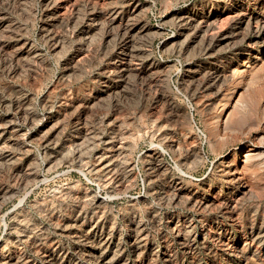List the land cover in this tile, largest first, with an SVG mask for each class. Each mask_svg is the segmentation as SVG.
Wrapping results in <instances>:
<instances>
[{"label":"rangeland","instance_id":"rangeland-1","mask_svg":"<svg viewBox=\"0 0 264 264\" xmlns=\"http://www.w3.org/2000/svg\"><path fill=\"white\" fill-rule=\"evenodd\" d=\"M0 129V264H264V0H0Z\"/></svg>","mask_w":264,"mask_h":264},{"label":"built area","instance_id":"built-area-1","mask_svg":"<svg viewBox=\"0 0 264 264\" xmlns=\"http://www.w3.org/2000/svg\"><path fill=\"white\" fill-rule=\"evenodd\" d=\"M196 132H197V134L199 135L200 138H204L205 137L203 131L199 127H196Z\"/></svg>","mask_w":264,"mask_h":264},{"label":"bare ground","instance_id":"bare-ground-1","mask_svg":"<svg viewBox=\"0 0 264 264\" xmlns=\"http://www.w3.org/2000/svg\"><path fill=\"white\" fill-rule=\"evenodd\" d=\"M23 55H24V54H23ZM28 99H29V98H28ZM30 104H31V103H30ZM18 115H19V114H18ZM34 117H35V116H34ZM31 118H32V117H31ZM174 118H175V117H174ZM39 119H41V118H39ZM38 122H39V121H38ZM40 122H41V121H40ZM47 122H48V121H47ZM0 130H1V129H0ZM1 132H2V130H1ZM1 134H2V133H1ZM1 134H0V135H1ZM6 134H8V133H6ZM12 135H13V134H12ZM12 135H11V136H12ZM4 137H5V136H4ZM5 138H6V137H5ZM13 140H14V139H13ZM13 140H12V141H13ZM78 145H80V144H78ZM63 155H64V154H63ZM120 159H121V158H120ZM3 161H4V159H3ZM7 161H8V160H7ZM158 167H159V166H158ZM111 170H112V169H111ZM34 179H35V178H34ZM107 180H108V179H107ZM29 181H30V180H29ZM1 193H2V192H1ZM177 200H178V199H177ZM184 202H185V201H184ZM20 232H21V231H20ZM26 238H27V237H26ZM2 258H3V257H2ZM3 260L5 261V259H3ZM3 260H1L2 263H3ZM12 263H13V262H12Z\"/></svg>","mask_w":264,"mask_h":264}]
</instances>
